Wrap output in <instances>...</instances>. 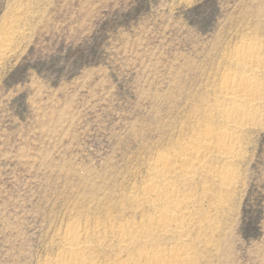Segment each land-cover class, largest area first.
I'll list each match as a JSON object with an SVG mask.
<instances>
[{"label":"rangeland","instance_id":"1","mask_svg":"<svg viewBox=\"0 0 264 264\" xmlns=\"http://www.w3.org/2000/svg\"><path fill=\"white\" fill-rule=\"evenodd\" d=\"M250 44L264 49V0H0V264H46L72 223L150 214L134 202L149 164L225 131L221 80L248 77L233 58ZM263 66L236 159L208 155L177 186L208 187L197 264H264Z\"/></svg>","mask_w":264,"mask_h":264},{"label":"bare ground","instance_id":"2","mask_svg":"<svg viewBox=\"0 0 264 264\" xmlns=\"http://www.w3.org/2000/svg\"><path fill=\"white\" fill-rule=\"evenodd\" d=\"M242 46L235 53L233 59L237 61L242 73L253 80L259 75L261 64L264 63V49L251 44ZM242 77L228 76L221 80V87L219 86L221 89L219 112L225 126L224 132L213 131L214 128L211 130L208 129V126V128L204 127L203 133L196 134L195 132V136L191 137L195 140H190L193 143H186L187 145L179 147L171 157L155 158L156 160L149 164V168H147L150 173H148L149 179L142 189L139 187L140 194L138 193V198L133 200L140 210L146 204L152 210L150 214L144 215L143 213V216H140V221L136 222L132 220L131 222L118 223L117 221V223H113L111 220L112 223H109L108 226L99 228L98 224V227L95 229H91V227V230L72 223L61 234V250L55 258L46 261V264H197L199 256L193 247L195 241H198L203 230L213 228L211 225L216 222L214 220L211 224L209 217L203 216L205 214L198 216L196 213L198 204L201 201L204 202V199H208L207 196H204L207 194L205 192L208 187L201 186L205 181L202 179L201 197H197L193 193L180 192L177 186L190 184L193 178L201 173L206 175V172H209L206 170L208 155L214 154L221 159H236L234 158L237 155L236 146L238 145L236 137L245 127V123L254 118L258 106L257 100L261 96L260 90L251 79ZM224 169L229 168L224 167ZM224 172L228 174L230 171L226 172L225 170ZM212 174H221L218 178L221 185H228L231 180L230 173L223 174L220 169ZM202 177L205 178V176ZM137 192L139 191L137 190ZM215 199L217 198L215 197ZM218 199L221 203L222 199ZM208 203L211 205L210 202ZM136 206L134 205V207ZM213 207L215 211L216 206L213 205ZM219 209L221 208L219 207ZM215 227L217 228V226ZM197 235H199L198 238ZM108 250L113 251V254L110 258L109 256L105 258L104 254L106 256ZM105 251L106 253H103Z\"/></svg>","mask_w":264,"mask_h":264}]
</instances>
